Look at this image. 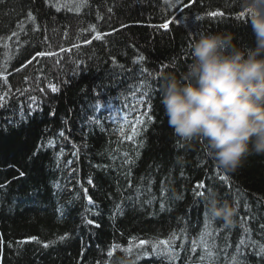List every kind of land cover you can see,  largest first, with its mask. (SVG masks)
I'll return each mask as SVG.
<instances>
[{
    "label": "trees",
    "instance_id": "trees-1",
    "mask_svg": "<svg viewBox=\"0 0 264 264\" xmlns=\"http://www.w3.org/2000/svg\"><path fill=\"white\" fill-rule=\"evenodd\" d=\"M242 11L241 0L0 2V264H112L124 253L138 264H264V156L225 172L202 138L169 127L160 103V72L179 74L201 32L253 42ZM209 191L236 206L233 223L209 214Z\"/></svg>",
    "mask_w": 264,
    "mask_h": 264
},
{
    "label": "clouds",
    "instance_id": "clouds-1",
    "mask_svg": "<svg viewBox=\"0 0 264 264\" xmlns=\"http://www.w3.org/2000/svg\"><path fill=\"white\" fill-rule=\"evenodd\" d=\"M253 36L241 43L229 30L201 32L188 46L189 62L177 74L160 72V103L167 123L184 138H202L225 172L249 156H264V0H241ZM209 214L226 225L237 208L207 194ZM112 264H138L127 253Z\"/></svg>",
    "mask_w": 264,
    "mask_h": 264
},
{
    "label": "snow or ice",
    "instance_id": "snow-or-ice-1",
    "mask_svg": "<svg viewBox=\"0 0 264 264\" xmlns=\"http://www.w3.org/2000/svg\"><path fill=\"white\" fill-rule=\"evenodd\" d=\"M0 2H2V0H0ZM178 3H179V0H177V4H178ZM245 11L247 12V10H245ZM245 11H242V12L240 13V16H245ZM28 15H29V18L31 19V18H32V14L29 13ZM210 15H212V16H217V15H221V13H219V12H212V13H210ZM196 19H200V18L197 17ZM170 23H171V21H166L165 23L161 24L160 27H161V28H164V29H168ZM13 35H15V33H13ZM97 39H99V36H97ZM36 55H37V56H44V55H46V53H44V52H37ZM33 59H35V57H34ZM140 59L143 60L144 57H140ZM49 87L51 88V91H52V92H56V91H58V89H57L55 86H53V85H50ZM4 99H5L4 96H0V106H2V102H3ZM32 99H35V97H32ZM145 115L147 116L148 114L145 113ZM148 119H151V116H148ZM97 122H99V121H97ZM143 122H144V121H143L141 118L138 117V119H137V123H143ZM136 131H137L136 127L133 126V127H132V132H133V134H135ZM128 139H132V137L129 136ZM20 175H23V173L21 172ZM226 178H227V177H225V176H221V177H220V179H221L222 181L225 180ZM195 188H196V189H205V184H204V182H199V183L195 186ZM194 195H196V196H198V197H202V196H204V192H203V191H194ZM162 206H163V205H162ZM87 223H88V224H93L94 221H92V220H87ZM97 227H98V225H97ZM31 239H35V238L33 237V238H31ZM61 239H63V237H61ZM129 243H130V246H129L127 249H123V250L126 251V252L131 253V252L133 251V249H132V247H131L132 241H130ZM139 243H140L141 245H143V244H146L147 241H143V240H141ZM160 243H161V244H167L168 242L162 240V241H160ZM45 246H47V245H45ZM116 247H117V246H116L115 244L112 245V248H113V249H115ZM154 250H155V246H154ZM108 255L111 257V256L113 255V252H112V251H109V252H108Z\"/></svg>",
    "mask_w": 264,
    "mask_h": 264
}]
</instances>
